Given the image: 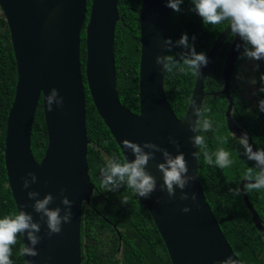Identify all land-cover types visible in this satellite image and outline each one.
Wrapping results in <instances>:
<instances>
[{
	"label": "water",
	"instance_id": "1",
	"mask_svg": "<svg viewBox=\"0 0 264 264\" xmlns=\"http://www.w3.org/2000/svg\"><path fill=\"white\" fill-rule=\"evenodd\" d=\"M119 0H91L87 17V0H0V10L6 20L14 53L17 82L12 106L6 121L4 165L7 184L17 211L20 206L39 215L31 208L28 190L42 197L51 192L54 202L50 207L61 206L60 189L73 205L70 223L52 236L46 235V225L41 223V240L36 245L38 255L25 257V264H81V218L83 203H89L93 194L90 180L86 133V98L84 79L93 105L118 145L123 159H132L122 147L125 140L143 143L149 141L167 148L175 154L177 149L169 143L173 137L180 144L189 168L197 179L184 191L197 195L196 205L191 200L169 198L159 189L162 178L156 167L162 161L159 152L147 168L157 180V190L147 199L138 198L144 206L170 257L171 264H214L228 255H235L224 237L203 193L197 166V149L190 141L187 119L191 117V102L203 105L206 93L204 82L214 57L232 36L222 67L223 87L218 92L227 100L226 123L231 133L239 136L241 129L232 119L233 101L230 81L238 61L237 45L228 25L209 50L208 63L196 76L192 94L184 116L179 119L167 101L164 89L165 69L155 63L163 55V39L167 37L171 10L164 0H142L139 13V112L124 107L117 93L114 61L115 26L119 21ZM85 31L86 60L84 75L81 63V33ZM51 88L63 98L60 107L53 104L49 111L45 95ZM42 100L47 147L43 158L37 162L31 151V134L34 117ZM249 142L253 143L249 137ZM254 146V145H253ZM255 149V148H254ZM34 172L37 182L30 189H22V177ZM243 201L252 215V222L264 236V227L250 204L244 187L240 186ZM191 211L184 213L182 207ZM23 238V237H22ZM27 243V239L23 238ZM237 258V257H236ZM238 259V258H237Z\"/></svg>",
	"mask_w": 264,
	"mask_h": 264
},
{
	"label": "trees",
	"instance_id": "2",
	"mask_svg": "<svg viewBox=\"0 0 264 264\" xmlns=\"http://www.w3.org/2000/svg\"><path fill=\"white\" fill-rule=\"evenodd\" d=\"M142 0H119V21L115 26L114 61L117 77V93L121 104L133 113L139 112V62H140V26L139 13ZM91 0H87V17L89 16ZM183 13H170L167 37L176 39L182 32L196 36L197 51L208 54L213 43L228 25L227 22L217 26H204L199 17L187 12V2ZM85 31L81 33V63L84 75L86 48ZM233 37L230 36L221 46L208 68L204 82V92L208 94L202 107L210 109L203 115L210 117L213 128L204 133L207 151L214 153L218 148H230L232 135L227 127L225 109L227 106L224 96L217 92L223 87L221 78L222 67ZM173 51H176L174 49ZM237 61L230 81V95L233 99V118L252 139L254 148L264 147V113H258L255 108L256 97L248 100L243 94L240 82L234 78ZM183 65H175L171 70L165 69L164 89L167 101L177 118L181 119L188 107L195 79L187 70L182 71ZM264 71V66L261 68ZM17 82L16 63L10 33L0 10V216L17 212L11 191L7 184L4 165V149L6 121L12 106ZM86 98V133L89 140L87 161L90 180L95 186L91 206L83 204L81 218V264H171L170 257L162 238L154 225L147 209L142 206L133 193L128 217H120V208L116 202H110L111 197L97 186L98 170L103 167L105 156H115L123 159L122 153L110 134L108 128L99 117L89 95L84 79ZM251 108V111L248 109ZM47 147V132L44 122L42 100L39 101L31 134V151L37 162L44 156ZM233 164L219 169L205 162L202 152L197 149L198 176L205 199L215 216L218 225L231 246L240 264H264V236L252 222V215L243 201L242 194L234 195L230 188L240 186L248 165L243 159L232 153ZM214 159V157H213ZM98 169V170H97ZM253 169V175L255 174ZM97 182V184H96ZM123 187L127 197L131 195ZM246 196L256 211L264 227V189L248 190ZM118 200V196L115 197ZM105 199L107 201H105ZM112 201V199H111ZM130 203V199H129ZM101 211L105 218L113 223H129L128 230L120 232L122 236V254L116 255L118 235L111 231L114 245L105 252L101 251V227L108 224L97 215ZM23 238L18 237L12 246L11 259L13 264H25V257L20 254ZM103 255V256H102ZM104 256H107L105 258Z\"/></svg>",
	"mask_w": 264,
	"mask_h": 264
},
{
	"label": "clouds",
	"instance_id": "3",
	"mask_svg": "<svg viewBox=\"0 0 264 264\" xmlns=\"http://www.w3.org/2000/svg\"><path fill=\"white\" fill-rule=\"evenodd\" d=\"M186 2V11L199 17L204 26L214 27L227 22L232 35L242 42L237 45L238 60L241 63L234 78L240 82L242 89H247L251 96L256 97L255 108L258 113H264V71L261 70L264 66V0H164V6L172 13H183ZM195 41V34L190 37L188 32H182L176 39L165 37L164 54L157 55L155 63L166 70H171L175 65H183L182 71L187 70L193 75L200 74L201 69L208 63V56L204 51H197ZM174 49L176 51H173ZM45 103L51 111L53 104L57 107L62 105L63 98L59 96L56 88H51L45 95ZM248 110L251 111V108ZM206 112H210V109L192 100V118L187 119L188 130L192 133L189 136L191 145L201 150L205 162L219 169L233 164V152L247 165L248 162H253L245 172L244 187L248 190L264 189V147L254 149L253 143L249 142V133L245 131L239 136L232 134V147H221L214 153H209L204 133L212 130L213 121L203 115ZM169 143L177 149L175 154L149 141L141 144L125 140L122 147L130 152L133 158L126 156L124 159H118L115 156H105L103 167L100 169L101 187L111 192L127 187L138 198H149L157 190V180L147 165L159 152L162 156V161L156 164L162 178L159 189L165 191L169 198L176 197L179 189L180 200H191L192 204L196 205V193L189 194L184 189L190 182L195 181L197 176L189 174L185 154L179 151V142L170 136ZM253 169L256 170L254 175ZM36 182V174L28 172L22 177L21 188L30 189ZM64 191L63 188L60 189V204L63 208L50 207L55 199L51 192L41 197L38 191H27L26 195L32 201L30 206L39 215L38 220L33 218L32 212L24 210L28 205L20 206L16 213L0 216V264H13L12 246L17 243L18 237L27 239V243L19 249L20 254L24 257L37 256L36 245L42 238V222L46 225L48 236L60 233L62 226L71 222L73 201L63 195ZM229 191L239 195L241 188L237 186ZM181 211L188 213L191 207L185 205ZM28 264L32 262L28 261ZM214 264H240V261L234 255H228Z\"/></svg>",
	"mask_w": 264,
	"mask_h": 264
},
{
	"label": "flooded vegetation",
	"instance_id": "4",
	"mask_svg": "<svg viewBox=\"0 0 264 264\" xmlns=\"http://www.w3.org/2000/svg\"><path fill=\"white\" fill-rule=\"evenodd\" d=\"M206 94L208 95L210 93H206ZM243 95L245 96V94H243ZM245 98H247L248 100L253 99L251 97V95H250V97H246L245 96ZM232 101H233V99H232ZM226 102H227V100H226ZM226 110H227V106H226V109H225V119H226ZM233 111H234V109L232 107L231 117H232L233 121L238 125V123L233 118V114H232ZM240 128L243 129L242 127H240ZM244 132H245V130H244ZM97 172L99 174V177L96 179L97 182H98V184H97V182H96V184H97L98 187H100L101 186V184H100V169ZM93 188L94 189H93L92 196L94 195V192L96 191L94 185H93ZM100 189H102L104 193H107L111 197L112 201H111V199H109L110 202L115 203L117 201L116 202V205L120 208V210H119L120 217H123V216L128 217V213L127 212H128L129 207L131 206V199H132V196H133V193L134 192L131 189H127V191L129 193L131 192V195L128 198L127 197V194L123 193L122 188L119 191H116V192L107 191V190H105L102 187ZM116 196H118V200L115 198ZM91 199H92V197H91ZM91 199H90V202L89 203H85V204H87L88 206H91L92 207V205H91ZM129 199H130V203H129ZM105 201H107V200L105 199ZM96 213H97V215H98L99 218H102L108 224V227H106V226L101 227V229H102V232H101L102 233V235H101V244H100L101 251L105 252L106 250H109V247H112L114 245L113 236L110 235L111 234V231L114 230L115 233H117V235H118V243H116V245H117L116 255H121L122 254V236L120 235V232L124 231L126 233V230H128L127 228H128L129 223H127V222L125 224H123L122 222L121 223H118V222L113 223L109 219L105 218L104 214L101 211H97ZM104 257L107 258V256H104Z\"/></svg>",
	"mask_w": 264,
	"mask_h": 264
},
{
	"label": "rangeland",
	"instance_id": "5",
	"mask_svg": "<svg viewBox=\"0 0 264 264\" xmlns=\"http://www.w3.org/2000/svg\"><path fill=\"white\" fill-rule=\"evenodd\" d=\"M240 63H241V62H240ZM237 67H238V66H237ZM244 93H245V96H246V97H250V93H249V91H248L247 89H245V92H244Z\"/></svg>",
	"mask_w": 264,
	"mask_h": 264
}]
</instances>
